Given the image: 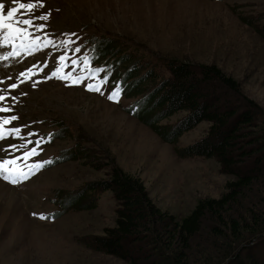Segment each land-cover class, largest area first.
Instances as JSON below:
<instances>
[{"label":"rangeland","instance_id":"obj_1","mask_svg":"<svg viewBox=\"0 0 264 264\" xmlns=\"http://www.w3.org/2000/svg\"><path fill=\"white\" fill-rule=\"evenodd\" d=\"M0 3L6 4V12L17 3H31V10L18 9L16 17L31 20L34 27H28V31H42L37 58L17 46L19 54L3 58L4 63H0L3 72L0 96H10L8 102L12 105L8 111L12 113L7 116L16 117L8 123L0 122L1 127L10 126V137L0 138V162L20 158L16 165L6 167L24 165L28 171L21 157L32 148H37V154L30 156L27 163L44 162L27 176L0 173V264H130L132 257L142 264L159 262L147 241L124 245L118 256L93 246L97 238L106 237L107 231L114 228L118 206L111 192L97 196L87 192L78 210L67 209L51 218L55 211L59 212L57 202L67 201L89 185L107 181L117 169L139 180L156 208L180 220L200 201L217 200L228 192V185L235 180L231 173L234 171L225 170L217 158L181 154L210 136L209 123L198 124L171 144L125 111L139 96L121 99L118 93L114 100H109L108 95L118 89L116 83L107 75L101 77L97 70L100 62L92 68L88 59H79L81 54H75L76 45L72 41L79 45L92 40L100 52L107 45L113 52L100 55L101 59L128 55L143 66L139 76L151 69L158 81L169 76L166 68L170 62L187 65L196 73L203 67L215 69L221 77L234 82L237 90L222 96V101L239 110L250 108L249 103L255 106L253 127L241 131L246 136L243 146L250 150L256 146L249 142L258 138L264 147V0H0ZM41 12L49 15L44 16L42 23L37 21ZM0 51L12 52L13 46L7 42L0 46ZM61 56L66 59L59 60ZM37 61L39 67L29 73L26 68ZM57 67L62 74L83 78L72 84L52 76ZM23 72L24 81L39 73L41 84L28 87L21 79ZM12 84L16 87H10ZM89 84L99 91L88 90ZM0 108L5 109L4 99L0 100ZM183 118L184 114L178 113L158 126H176ZM12 129L20 131L12 133ZM53 131L57 134L47 143L45 136ZM241 152L237 149L236 155ZM57 156L63 159L45 166ZM256 156L241 164L239 173L252 172ZM261 169L257 177L254 174L256 182L247 192L248 204L264 206V168ZM4 175L9 178L4 179ZM207 224L192 241L193 254L194 249L198 252L210 241ZM256 242L241 244L235 253L243 259L248 254H259L264 242L258 241L255 247ZM194 258L192 255L189 264L198 262Z\"/></svg>","mask_w":264,"mask_h":264},{"label":"trees","instance_id":"obj_2","mask_svg":"<svg viewBox=\"0 0 264 264\" xmlns=\"http://www.w3.org/2000/svg\"><path fill=\"white\" fill-rule=\"evenodd\" d=\"M103 50V55L113 52L107 45ZM126 56L117 59L121 67L131 65L124 73V82H127L124 96H139L140 100L134 108L125 111L151 128L164 142L171 144L198 124L209 123L210 136L181 154L217 158L225 170L234 171L231 173H234L235 180L219 199L200 201L187 216L176 220L152 204L139 180L116 169L107 181L89 185L83 192L68 197L67 201L57 202L59 212L55 211L51 218L67 209L78 210L87 192L97 196L108 191L112 193L118 209L114 228L93 244L99 251L118 256L124 245L147 241L158 257L159 262L154 264H189L192 255L194 260H198L196 264H264V243L260 244L263 250L259 254H248L245 259L235 253L241 244L257 241V247L259 242H264V206L248 204L245 200L250 187L256 182L254 174L258 176L264 168V147L258 143L262 140L258 138L249 142L256 146L250 150H245L243 146L246 136L241 131L253 127L255 113L252 110L255 106L249 103L250 108L239 110L222 101V96L229 91L237 93V90L234 82L221 77L213 68L203 67L196 73L187 65L170 62L166 68L169 76L158 81L156 72L151 69L139 76L143 66ZM178 113L184 114L178 125L158 126ZM237 149L242 151L238 156ZM254 156L257 160L255 169L249 174L239 173L241 164ZM91 199H94L93 196ZM244 200L246 204L242 205ZM205 222L210 226V241L206 248L198 252L194 249V255L192 241L201 233ZM221 243L226 244L218 248ZM129 260L130 264H142L134 257Z\"/></svg>","mask_w":264,"mask_h":264},{"label":"snow or ice","instance_id":"obj_3","mask_svg":"<svg viewBox=\"0 0 264 264\" xmlns=\"http://www.w3.org/2000/svg\"><path fill=\"white\" fill-rule=\"evenodd\" d=\"M15 2V0H14ZM4 4L0 3V29L3 30L4 32V37H3V41L8 42L9 44H11L13 46V51L12 52H6L4 54L3 57L0 58H8L9 56H13V55H17L19 54L16 51V46H15V41L19 40L20 41V46L23 47L25 50H27V48L29 46L31 47H35L36 43H38V41H35L33 38H31L28 35V27H34L32 25L31 20L29 19H23L22 21L20 19H18L16 17V13L18 11V9H29L31 10L33 8V5L31 3L29 4H24V3H17L15 7H9L7 9V13L4 14L3 9H4ZM23 24L25 27H20L19 25ZM50 43V42H49ZM0 46H3V42H0ZM77 51H79V49H77ZM66 59V57L61 56L59 57V60H64ZM75 63V61L73 62ZM29 73H31V69L28 70ZM21 75H24V73H21ZM52 76H56L57 78L60 79H65V80H69L72 84H77L80 82V80L83 77H73L70 73L69 74H62L61 72V68L57 67L52 73ZM10 87L15 88L16 85L12 84L10 85ZM88 90H96L99 91V88H95L94 85L89 84L87 85ZM119 93V89H114L112 91L111 94L108 95V99L109 100H114L117 95ZM4 97L0 96V100H3ZM0 111H5V109H0ZM11 119H16V117H12ZM9 121H3V123H8ZM12 133H18L20 130L19 129H12L11 130ZM29 136L35 135L34 133H28ZM0 138L2 137V134H0ZM40 141L37 140L36 144L37 146L39 145ZM37 154V148H32L29 152H25L23 154V156L21 157L25 162H26V166L28 171H25V166L21 165L19 168L17 167H12V168H7L6 166L8 165H16L18 162V159H12V160H4L3 162H0V173H10V174H15V175H19V176H27L29 174V172L32 169H38L40 167L43 166L44 162H36V163H27V161L29 160L30 156L36 155ZM9 176L8 175H4V179H8ZM13 183H15V179L13 178L12 180Z\"/></svg>","mask_w":264,"mask_h":264},{"label":"bare ground","instance_id":"obj_4","mask_svg":"<svg viewBox=\"0 0 264 264\" xmlns=\"http://www.w3.org/2000/svg\"><path fill=\"white\" fill-rule=\"evenodd\" d=\"M62 32V31H61ZM3 52L0 51V57H3ZM3 58H0V63H4V61L2 60ZM13 62V61H12ZM15 62V61H14ZM9 63V62H8ZM11 65V64H10ZM12 66V65H11ZM1 67V66H0ZM1 69V68H0ZM3 74V72L0 70V75ZM71 89V88H70ZM56 92H59L60 90H55ZM73 91V90H72Z\"/></svg>","mask_w":264,"mask_h":264}]
</instances>
